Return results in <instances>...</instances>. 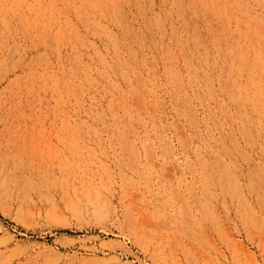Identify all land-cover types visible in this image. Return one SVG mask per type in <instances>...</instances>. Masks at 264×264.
I'll return each mask as SVG.
<instances>
[{"label":"rangeland","instance_id":"rangeland-1","mask_svg":"<svg viewBox=\"0 0 264 264\" xmlns=\"http://www.w3.org/2000/svg\"><path fill=\"white\" fill-rule=\"evenodd\" d=\"M262 83L264 0H0V264H264Z\"/></svg>","mask_w":264,"mask_h":264},{"label":"bare ground","instance_id":"bare-ground-1","mask_svg":"<svg viewBox=\"0 0 264 264\" xmlns=\"http://www.w3.org/2000/svg\"><path fill=\"white\" fill-rule=\"evenodd\" d=\"M226 46V45H225ZM248 65H249V62H248ZM231 68H235L234 66H232ZM232 74V73H231ZM232 76H234V73L232 74ZM232 82L234 83V84H240L241 85V83H240V81L239 80H237V79H233L232 78ZM257 90H258V92L259 91H262V90H264V84L262 83V84H259L258 86H257ZM238 92H236V93H234V97H235V99L241 104V105H243V106H245L250 100H249V97H248V94H247V92H245V88H244V86H240L239 87V90H237ZM233 93V92H232ZM254 105L256 104L255 102H252Z\"/></svg>","mask_w":264,"mask_h":264}]
</instances>
